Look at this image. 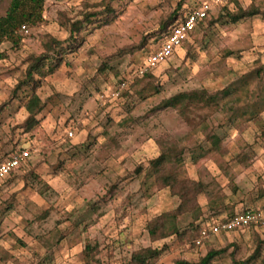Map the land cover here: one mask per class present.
Returning a JSON list of instances; mask_svg holds the SVG:
<instances>
[{"label": "rangeland", "instance_id": "1", "mask_svg": "<svg viewBox=\"0 0 264 264\" xmlns=\"http://www.w3.org/2000/svg\"><path fill=\"white\" fill-rule=\"evenodd\" d=\"M10 1L0 0V16ZM199 1L116 0V17L85 24L70 51L72 23L103 11V3L44 0L42 21L20 29L18 43L0 44V161L20 147L30 151L0 182V264H87V244L99 260L93 264H138L133 252L148 246L162 249L149 264L197 261L212 249L222 250L212 264L264 262V226L202 246L188 238L221 208L264 207V0L230 3L228 11L216 6L150 75L137 73L170 14ZM251 4L261 13L231 20ZM51 38L59 41L56 50L67 49L61 64L34 75L35 88L33 81L21 87L32 57ZM31 91L44 108L26 131ZM166 100L171 105L159 108ZM217 136L219 149L212 144ZM159 138L182 151L184 163L172 169L202 180L205 189L197 209L177 217L186 237L152 242L148 221L174 218L179 203L148 169ZM255 252L259 258L250 259Z\"/></svg>", "mask_w": 264, "mask_h": 264}, {"label": "trees", "instance_id": "2", "mask_svg": "<svg viewBox=\"0 0 264 264\" xmlns=\"http://www.w3.org/2000/svg\"><path fill=\"white\" fill-rule=\"evenodd\" d=\"M115 1L116 0H101V3L104 5L103 11L90 13L84 21L78 20L72 23L71 33L73 35L72 37L74 41L72 42V46H69L70 51H75L78 48V45H80L77 39L81 38V36L79 37L78 34H80L85 24L90 25L92 23L98 22L100 25H102V23H107L116 17V11L114 8ZM240 1L241 0H234L232 3L239 5ZM229 6L230 3L225 4L221 7V10L224 9L228 11ZM43 10L44 0H11L7 12L0 16V44L5 40L18 43L21 38V27L23 25H26L27 27L36 25L42 21ZM184 11L185 9L181 12L176 9L170 14L168 20L163 23L160 29L162 32L161 39L165 34L168 33L169 29L180 19V17L183 16ZM259 13H261L260 10L251 4L246 9H243L241 6H239L238 12L235 14H229V16L232 21L236 22L243 17L252 16ZM75 32H77L75 34L76 36H74ZM58 42L59 41L57 39L51 38L49 41L44 43L45 51L38 56L32 57V62L30 63L26 72V79L22 80L21 87L24 85H30V81L35 83L34 75L43 74V69H46L49 71V73L57 69V67L62 62L63 53L67 52V49L63 48V46H60V48H57L56 50L55 45ZM58 46L59 45H57V47ZM142 47L143 46L140 48ZM150 72L146 73V75H150ZM257 72L261 73V70L259 69ZM122 80H124V78ZM37 85L38 84L35 83L34 88ZM231 91L232 90L227 87L221 91V94L225 96L230 94ZM211 98L213 101L217 102L219 96L218 94H214L211 96ZM169 105H171V101L166 100L160 104L159 108L167 107ZM24 106L28 112V116L23 127H25L26 131H29L38 123V115L44 108V102L34 91H31L28 94ZM157 141L160 146V153L149 160L148 169L153 172L155 181L159 188L167 189L171 195L178 196L179 203L173 210L174 218L166 220L164 216L160 214L152 217L148 221L146 228L149 239L152 242L166 239L173 234L180 238L186 237L185 235L187 232L180 230L177 217L197 209L199 206L198 196L203 193L205 189V185L202 180L181 177L178 171L172 169L175 164L182 165L184 163L182 151L177 148L175 141L162 140V138H159ZM220 143L221 141L218 136L215 137L212 142L214 148L216 149H219ZM202 225L203 223L201 219L197 224H195L194 227L197 232H195L196 236L198 235L199 229ZM194 236L195 234H192L188 238L191 240L192 245L196 246L194 243L196 236ZM86 249L87 251L88 249L89 251L91 250V252L87 253H89L92 260L87 262V264L98 262L99 260L97 255H95V247H90L89 244H87ZM161 252L162 249L158 247H143L133 252L131 256V262H136L138 264H149V261L159 257ZM221 252L222 250L212 249L209 250L205 255L201 256L197 261L182 259L176 260L174 264H212V262L221 254ZM256 258H259V252H255V254H253L250 259ZM261 264H264V262L261 261Z\"/></svg>", "mask_w": 264, "mask_h": 264}, {"label": "built area", "instance_id": "3", "mask_svg": "<svg viewBox=\"0 0 264 264\" xmlns=\"http://www.w3.org/2000/svg\"><path fill=\"white\" fill-rule=\"evenodd\" d=\"M234 0H201L195 5L185 9L180 19L163 36L159 44L146 53L143 61L137 69L138 74H146L156 68L161 62L169 58L184 42L189 38L197 26L203 22L216 6H223L232 3ZM21 31L27 32L26 25L21 27ZM126 83L122 80V85ZM73 130L69 129L67 134L72 136ZM30 151L25 147H20L8 158L0 162V181L17 170L28 158ZM251 226H264V208L249 207L237 211L224 218H215L204 223L194 239L196 246H202L211 236L221 232H232Z\"/></svg>", "mask_w": 264, "mask_h": 264}, {"label": "crops", "instance_id": "4", "mask_svg": "<svg viewBox=\"0 0 264 264\" xmlns=\"http://www.w3.org/2000/svg\"><path fill=\"white\" fill-rule=\"evenodd\" d=\"M198 27V26H197ZM17 170H15V171H13L11 174H9L5 179H7L8 177H10L12 174H14V172H16ZM4 179V180H5ZM4 180H2V181H4ZM2 181H0V182H2ZM240 205V204H239ZM252 207V206H251ZM212 208H213V206H212ZM245 208H249V207H244V206H240V207H238V208H236V210H233V211H230L229 213L227 212V213H223V211H222V208L221 209H219V210H217V212H215V213H217L216 215H219V216H215V217H213L212 216V218H210L209 219V217L208 218H206V219H202V223L204 224V223H206V222H210L212 219H215V218H217V219H219V218H224V217H227V216H230V215H232L233 213H235V212H237V211H241V210H243V209H245ZM254 208H262V206L260 207V206H258V207H254ZM264 208V207H263ZM218 213H221V214H218ZM249 228V227H248ZM248 228H244V229H241V230H246V229H248ZM238 231V230H237ZM232 232H234V231H232ZM228 233H230V232H228ZM227 232H221L220 234H228ZM220 234H217V235H213V236H211L210 237V239L212 238V237H216V236H218V235H220ZM209 239V240H210Z\"/></svg>", "mask_w": 264, "mask_h": 264}]
</instances>
